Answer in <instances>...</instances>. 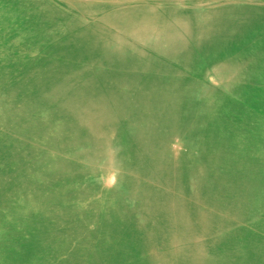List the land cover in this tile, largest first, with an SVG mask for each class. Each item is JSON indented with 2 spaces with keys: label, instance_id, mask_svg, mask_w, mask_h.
Here are the masks:
<instances>
[{
  "label": "rangeland",
  "instance_id": "obj_1",
  "mask_svg": "<svg viewBox=\"0 0 264 264\" xmlns=\"http://www.w3.org/2000/svg\"><path fill=\"white\" fill-rule=\"evenodd\" d=\"M123 1L35 0L28 14L37 25L0 20V64L7 62L5 69L0 68V79L5 81L0 88L1 106L10 109L7 100L15 104L27 100L32 110L24 117L37 120L35 116H39L49 130L47 155L76 150L99 173L101 161L96 155L102 154L121 178L124 192L134 203L135 217L143 221L156 218L147 225L149 232L157 235L147 241L149 249L144 242L138 250L126 253L134 247L128 235L131 228L120 224V214L114 208L104 213L91 211L101 221L110 220L103 223L110 228L109 245L96 242L85 246L97 252L101 261L264 264V4ZM9 2L0 0V8ZM117 7L125 9L126 17L109 16ZM119 22L128 23V31ZM150 25L159 35L147 29ZM39 29H53L58 36L53 42L23 41V34L27 36L24 40H33ZM136 29L152 32L160 40L147 44L133 35ZM78 32L82 37L73 39ZM18 34L16 49L7 50ZM113 38L130 49L115 61L120 66L110 71L112 66L105 69L101 64L113 63L112 58H88L100 54ZM80 39L96 43L99 51L95 47L89 49L91 55L82 51ZM59 42L65 47L56 51ZM90 61L94 67L88 66ZM98 70L101 75L88 80ZM123 78L129 83L127 89L112 94L113 99L109 89L117 82L114 90L118 91ZM104 89L108 95L103 106L113 112L115 106L129 104L131 113L124 116L136 117L138 122L142 117L153 129L141 119L131 132L94 127L92 137L89 129L73 123L66 108L92 106ZM125 93L133 95L138 108L133 110ZM137 133L144 134L147 144L144 140H139L142 146L129 142ZM28 138L39 150L46 147ZM157 138V149H165L170 159L165 170L156 169L154 159L140 163L131 154L138 147L151 150ZM46 154L42 155L48 157ZM32 157L27 153L22 162L26 165ZM193 184L195 190L191 191ZM31 196L37 197L36 193ZM105 198L109 199L107 194ZM167 201L173 203L174 210L165 214L162 202ZM48 205L41 213H49ZM11 209L8 211L15 208ZM71 211L81 213L85 208L80 202ZM81 223L76 216L69 227ZM90 231L77 228L53 237L83 246ZM117 233L118 242L113 240ZM12 259L20 260L13 264H46V259L33 260L12 246L0 248V260Z\"/></svg>",
  "mask_w": 264,
  "mask_h": 264
},
{
  "label": "bare ground",
  "instance_id": "obj_2",
  "mask_svg": "<svg viewBox=\"0 0 264 264\" xmlns=\"http://www.w3.org/2000/svg\"><path fill=\"white\" fill-rule=\"evenodd\" d=\"M121 1L125 2L123 0ZM183 1L190 2L196 0ZM225 2L228 3L227 1ZM231 2L236 5L251 3L264 4V0H231ZM34 4H36L35 0H10L5 7L0 8V20L37 25L34 21L32 22L28 14L29 11L33 9V6L35 7ZM129 4H132V2L130 1ZM101 5L104 4H100L99 6ZM124 10L125 9L117 7L110 11L109 16L112 19L126 17V12H124ZM231 17L234 16L231 15ZM119 23H121L120 26H122L125 31H128V23ZM133 23H136L138 27V21ZM153 28L154 27L150 25L147 29H152L153 33L159 35L158 31ZM88 30H90V28ZM153 33H143V31L136 29L133 35H136L137 38H140L147 44H151L160 40V37L154 36ZM80 34L79 32L75 34L73 39H76ZM20 36L21 35L18 34V36L14 37L11 43L12 45L5 48L11 52L14 51L19 43ZM23 36V41L26 44L28 42L32 44V41H41V43L42 41L53 42L58 35L55 34V30L53 29H47L45 31L39 29L38 34L33 40L30 38L24 40L27 36L25 34H23ZM81 37L82 34L80 35V38ZM115 39L116 38L108 40L109 43H106V49L103 46V49L100 51L96 48V43L90 44L80 39V41L84 43L82 51L88 52L89 49L95 47L100 54L91 55L90 51L88 54L91 56H89L88 59L100 57V60L104 57L106 60H109L112 58L113 63L101 64L105 69L109 67L108 65L112 66L109 69L111 71L120 66L119 63L115 62L119 56L130 49L127 48L121 40ZM68 44H70V41L67 42V45ZM63 47H65V44L59 42L56 51L61 50ZM6 63V61H3L2 64L4 67L0 64V68L5 69ZM88 66L94 67V62L90 61ZM101 73L102 72L99 70L94 72L88 80L94 78L93 75H101ZM63 81L66 80L63 79L62 82ZM121 82V88H119L118 91L114 90L117 89L115 88L117 82L109 89L111 97H113L112 94L118 95V93L122 94V92L126 91L129 83L125 78H123ZM4 85L5 81L0 79V88ZM105 95H108V91L104 89L101 95L98 94L100 97L99 99L96 98L97 101L94 100L96 103L92 106H84L82 109H77V107L72 109L66 108L67 115L71 116V121L79 127H86V129H89L87 133L92 137L94 136V127L105 130L107 128L110 130L115 127L117 131L125 133V131L131 132L134 126H139L143 120L144 123L148 125V129L149 127L152 128V126L149 125L150 121H146L142 117V120L140 119V122H138L136 117L124 116L131 113L129 104L115 106L113 112H111L109 108H106L105 105L103 106ZM123 95L129 97L131 100L130 104L133 105V110L138 108L136 103L133 104V95L127 93ZM113 99H115V97H113ZM7 103L10 105V109L8 106H1L0 104V248L12 246L15 250L22 251L25 255L33 257V260L35 258L46 259V264H108L97 258V252L85 248V246L88 243L96 242H100L105 246L109 245L111 239L110 228H107L103 223L106 221L109 224L110 220L101 221L102 218H99L98 214H90L93 210L104 213L109 208H114V211L120 214V224H127L131 228L128 235H130L133 241L134 250L127 248L125 250L126 253H133L136 251L135 249L138 250L144 242L149 241L152 236H157L152 235V232H149L150 230L147 229V225L154 223L156 218L151 217L148 221H143L135 217L137 212L133 209L134 203L124 192L123 185L120 183L121 178L118 177L116 172L111 170V164L105 163L102 154L96 155L98 158L97 160L101 161L99 173L92 167L90 160H86L84 157L82 158L80 153L76 150L67 152L54 151L53 154L47 155L46 151L51 142L49 130H47V125L43 122V119L39 116H35L37 120L32 118L28 120L24 117L32 110L27 106V100L25 99L23 101L18 100L17 104L11 103L8 100ZM107 105H110V103ZM115 113H117V116ZM18 131H20V133L17 134ZM22 132H27V135L23 136L25 133L22 135ZM8 134L12 136L9 138V136H7ZM137 134V137L130 136L129 142L131 144L137 143L142 146L139 140H144L147 144L144 134ZM71 135L73 137L77 136L75 132H71ZM5 136H7V140L6 143L3 144L2 140L5 139ZM28 137L46 146L40 149L42 150L41 153L38 148L31 144ZM157 141L158 138L153 143L151 150L147 151L138 147L134 149L131 154L134 156L135 161L140 163L153 161L154 159L155 168L161 167L165 170V165L170 159L165 156V149H157L160 145L159 141ZM33 150L36 152H33ZM27 153H30L33 157L32 159L30 158V162L25 165L22 160ZM44 153L48 157L42 155ZM164 173L168 174L167 171H164ZM95 176L96 179L93 181ZM194 184L190 186L191 191L195 190ZM9 187L12 189L15 188V190L10 191ZM33 193H36L38 198L32 197L31 195H33ZM106 194L109 199H104V195ZM159 197L161 196L156 198ZM145 199L147 201L146 197ZM145 199H143V202H146ZM80 202H82L85 212L73 213L71 210L76 205H80ZM162 203V212H165V214L173 212L172 202L167 201ZM47 205L51 208L49 213H41V210ZM11 208L15 209L12 210ZM9 209L12 211H8ZM5 212H8V214H5ZM76 216L82 223L77 227H69V222ZM204 216V213H202L203 220L206 218ZM77 228H83L86 231L91 228L90 233L84 240L85 245L83 246L81 243H68L61 237H53L55 234L63 236L69 231ZM118 236L119 234L117 233L116 237L113 236V240L118 242ZM144 247L145 249H149L148 242L144 244ZM200 258L198 259L200 260ZM17 261L20 260H0V264H13L17 263ZM198 263L200 264L199 261ZM151 264H160V262H152Z\"/></svg>",
  "mask_w": 264,
  "mask_h": 264
}]
</instances>
